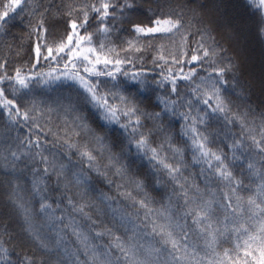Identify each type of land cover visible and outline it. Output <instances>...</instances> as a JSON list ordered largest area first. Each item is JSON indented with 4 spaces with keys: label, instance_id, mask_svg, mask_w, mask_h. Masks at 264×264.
Wrapping results in <instances>:
<instances>
[{
    "label": "snow or ice",
    "instance_id": "obj_1",
    "mask_svg": "<svg viewBox=\"0 0 264 264\" xmlns=\"http://www.w3.org/2000/svg\"><path fill=\"white\" fill-rule=\"evenodd\" d=\"M0 264H264V0H0Z\"/></svg>",
    "mask_w": 264,
    "mask_h": 264
}]
</instances>
